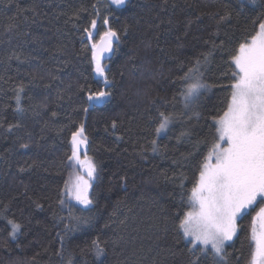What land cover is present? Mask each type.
<instances>
[{"label": "trees", "instance_id": "16d2710c", "mask_svg": "<svg viewBox=\"0 0 264 264\" xmlns=\"http://www.w3.org/2000/svg\"><path fill=\"white\" fill-rule=\"evenodd\" d=\"M227 3L168 0L165 6L163 0H128L127 10L107 11V0H0V122L7 127L19 119L13 98L17 85L25 84L31 96L25 101L24 130L6 137L0 129V264H68L69 257L74 264H91L93 253L82 250L97 237L108 242L105 264H186L185 242L176 235L172 220L178 195L173 180L183 172L185 186L191 188L207 151L200 143L197 152V141L208 137L206 122L210 124L212 116L222 114L226 106L229 93L221 85L230 81L221 79V74L227 71V52H217L205 71V82L213 87L201 99L199 121L193 118L189 124L181 115L182 103L178 96L173 99V81L196 55L207 50L204 41L216 30L213 13ZM93 4L101 9L97 37L105 30L104 16L113 28L128 31L121 32L120 43L106 63L114 87L105 90L113 95L85 113L83 109L90 106L88 92H81L80 87L103 88L94 79L90 53L84 50L88 44L83 41V28L93 18ZM257 15L233 19L228 28L242 36L253 29ZM25 32L30 35L25 37ZM33 38L38 42L32 43ZM13 52L21 61L29 55L34 59L7 60ZM30 73L45 78L30 83ZM49 73L59 79L46 89ZM53 111L56 117L51 116ZM157 111L175 114L170 130L157 141L159 154L150 146L156 138ZM86 115L87 156L95 162L99 178L93 184L91 210H81L71 202L70 206L72 215L94 219L90 225L66 232L69 207L62 210L58 196L64 182L79 175L67 156L71 132ZM114 119L119 122L115 130L111 128ZM188 127L191 139L177 142ZM26 133H31L30 140ZM117 136L122 139L117 141ZM17 137H23L21 142L30 143L31 148L18 150ZM190 152L193 155L183 167L172 163L173 158L181 160ZM33 161L28 171H19ZM124 175L126 187L120 179ZM9 221L21 225L15 238L10 235ZM240 224L238 237L226 246L228 264L250 260L251 216Z\"/></svg>", "mask_w": 264, "mask_h": 264}, {"label": "snow or ice", "instance_id": "6c2138e0", "mask_svg": "<svg viewBox=\"0 0 264 264\" xmlns=\"http://www.w3.org/2000/svg\"><path fill=\"white\" fill-rule=\"evenodd\" d=\"M107 11H116L125 8L128 0H107ZM167 5L168 0H163ZM93 18L87 27L83 28L87 40L91 43L85 45L84 50L90 53L89 64L91 72L96 78L103 82L106 89L114 87L109 78V69L103 62L108 59L107 53L114 51L121 40V32L127 34L128 29H115L111 26L108 16L102 18L105 30L99 33V39L94 37L98 34V21L101 19V9L96 4L92 5ZM33 12L35 10L33 9ZM253 20L254 27L250 32L237 36L229 30L228 26L233 19L244 17L247 19L252 14H257ZM76 17L79 18V12ZM27 19V17H25ZM215 31L209 36L204 44L206 51L196 55L183 74L173 81L176 86V95L183 106L181 115L188 118L189 124L193 118L201 119L199 111L202 97L211 90L213 85L205 82V71L212 63L217 52H227V59L224 63L227 71L221 74V79L230 82L221 85L229 95L226 98V106L222 114L214 115L211 123L206 126L209 129L208 137L203 141H197L198 145L203 143L207 149L197 165L195 178L191 188H186V177L181 172L173 183L176 184L178 195L174 207L176 209L172 220L176 235L185 242L186 264H228V253L226 245H229L238 237L241 231L242 221L246 216H251L250 234L248 236L250 246V260L248 264H264V0H229V3L222 6V10L213 13ZM35 23V21H33ZM164 21H161V24ZM168 24H172L169 20ZM191 21L189 22V26ZM160 25H157L159 28ZM223 37L221 38V30ZM11 31V27L8 29ZM28 37L30 33H23ZM187 35V32H185ZM218 41V42H217ZM28 42V41H25ZM32 43H37L33 38ZM15 59L21 61V56L15 52L7 57V60ZM34 59L30 55L24 58L26 62ZM66 63V61H65ZM183 68V65L181 66ZM30 83L43 80L41 74L30 73ZM49 83L44 85L51 89L59 77L49 73ZM27 86L20 83L14 88L15 114L19 119L15 123L0 122V129L7 137L8 134L16 135L24 130L23 117L28 111L25 101L31 96L26 91ZM87 91V103H104L112 95L110 90L92 91L84 86L79 89ZM62 100L63 96L58 95ZM153 104L156 101L152 102ZM35 107V106H34ZM85 113L88 108L83 109ZM39 113H37L38 115ZM57 113L52 112L51 116L56 117ZM175 119L174 113L157 111L155 118L156 127L153 132L155 139L150 141L151 151L161 153L158 139L162 134L170 130ZM118 121H111V128H118ZM31 139V133H26ZM192 136L191 127L185 128L177 142L189 140ZM23 137H17L14 144L18 143V150L27 151L31 144L23 141ZM117 141L121 136L116 137ZM89 142L86 135V126L83 121L75 127L70 135V154L67 156L69 166H78L86 170L87 179L82 175H76L64 182V186L58 196L61 209L69 207V221L65 225V231H73L82 226L90 225L94 219L92 216H75L71 213L70 202L82 206L83 209L91 210L94 206L93 181L99 178L95 162L84 153L81 160V152ZM183 156L181 160L172 159V163L183 167L189 156ZM35 165L28 164V167H20L21 173L28 171ZM168 179L167 176H165ZM122 186H127V176L121 178ZM37 207H41L39 203ZM253 213H255L253 215ZM63 220V217H59ZM11 224L10 235L15 238L20 232L21 225L9 221ZM123 223V221H121ZM59 235V234H58ZM61 239H63L61 237ZM107 241H101L99 237L91 240L88 248L82 251H91L93 261L91 264H105L107 254ZM59 254V253H58ZM68 264H74L71 257ZM84 264H89L84 261Z\"/></svg>", "mask_w": 264, "mask_h": 264}, {"label": "water", "instance_id": "95a60500", "mask_svg": "<svg viewBox=\"0 0 264 264\" xmlns=\"http://www.w3.org/2000/svg\"><path fill=\"white\" fill-rule=\"evenodd\" d=\"M94 39L98 40V39H99V36L97 37V35H96V36L94 37ZM83 41L87 42V44H90V43H91L90 41L87 40L86 34H85V36H84ZM114 47H115V46H114ZM113 53H114V51H113L112 53H107V54H106V56H108V59H106V60L103 61L105 64L108 63V62L111 60V58L113 57ZM107 67H108V65H107ZM92 75H93V77H94L95 80L100 81L98 78H96V77L94 76L93 73H92ZM100 83H101V85L103 86L102 90H105L106 88H105L103 82L100 81ZM99 105H100V103L92 102V104L88 107V109L91 110L93 106H99ZM86 119H87V115H86L85 118H84V123H86ZM85 152L87 153V147L84 148V149L82 150V152H81V157H80L81 160L84 159V153H85ZM74 167L78 170L79 175H82V176H84L85 179H87V174H86V170H85V169L80 168V167H78V166H74ZM93 184H94V181H93ZM71 203H73L76 207H79L81 210H84V211H85V210H88V209H83L82 206L76 204L75 201H71Z\"/></svg>", "mask_w": 264, "mask_h": 264}, {"label": "rangeland", "instance_id": "374dc122", "mask_svg": "<svg viewBox=\"0 0 264 264\" xmlns=\"http://www.w3.org/2000/svg\"><path fill=\"white\" fill-rule=\"evenodd\" d=\"M227 246V245H226Z\"/></svg>", "mask_w": 264, "mask_h": 264}]
</instances>
